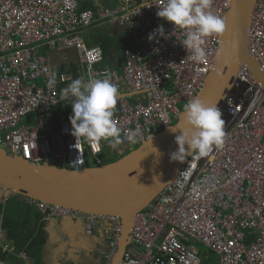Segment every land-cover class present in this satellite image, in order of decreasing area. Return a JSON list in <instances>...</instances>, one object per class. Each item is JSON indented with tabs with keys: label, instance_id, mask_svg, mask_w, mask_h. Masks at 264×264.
<instances>
[{
	"label": "built area",
	"instance_id": "1",
	"mask_svg": "<svg viewBox=\"0 0 264 264\" xmlns=\"http://www.w3.org/2000/svg\"><path fill=\"white\" fill-rule=\"evenodd\" d=\"M229 2L213 0L210 11L224 17ZM161 3L116 0L81 9L78 0H0V148L31 163L81 170L88 160L102 165L104 146H110L72 135L74 98L63 91L75 73L51 66L39 47L75 48L84 80L109 78L118 86L113 118L122 130V144L134 146L172 125L182 111L178 106L196 97L213 69L220 35L207 38L206 60L193 62L182 45L186 31L156 15ZM98 20L131 29L149 47L144 54L126 49L121 69L105 65L102 48L86 45L80 36ZM159 25L167 38L155 33ZM247 48L264 72V0H256L252 10ZM218 109L223 145L204 158L188 156L172 181L135 215L119 264H201L191 241L201 244L206 256L215 254L219 264H264V89L246 65L239 67ZM137 130L136 141L128 142L126 134ZM24 200L45 218L83 221L86 234L108 222L101 264H112L121 235L118 216Z\"/></svg>",
	"mask_w": 264,
	"mask_h": 264
},
{
	"label": "water",
	"instance_id": "2",
	"mask_svg": "<svg viewBox=\"0 0 264 264\" xmlns=\"http://www.w3.org/2000/svg\"><path fill=\"white\" fill-rule=\"evenodd\" d=\"M255 2H229L224 16L226 30L218 43L222 53L216 56L213 69L196 95L208 106L219 108L242 64L264 89V72L247 48V32ZM47 57L53 67L76 63L82 70L75 48L51 50ZM184 117L183 110L174 124L156 133L151 141L144 140L135 148L125 145L129 152L118 150L123 154L114 161L81 170L31 163L0 148V190L6 195L19 194L91 215L118 216L121 235L112 264H119L129 243L135 215L172 181L187 159L183 162L170 159V153L177 148L174 136L179 134V129L173 133L170 127H185Z\"/></svg>",
	"mask_w": 264,
	"mask_h": 264
},
{
	"label": "clouds",
	"instance_id": "3",
	"mask_svg": "<svg viewBox=\"0 0 264 264\" xmlns=\"http://www.w3.org/2000/svg\"><path fill=\"white\" fill-rule=\"evenodd\" d=\"M212 4L213 0H162L157 6L158 17L186 31L182 45L191 51L190 58L196 63L207 58V38L219 36L226 30L225 18L210 11ZM154 31L167 38L162 25ZM221 53L222 49H217V56ZM54 83L55 73H52L48 84L51 87ZM69 94L74 98L70 117L72 135L96 142L105 140L114 150L119 149L124 142L122 130L113 118L120 96L118 86L109 78L84 80L78 77L63 91L64 97ZM184 113L185 127H170L173 133L179 129V134L174 136L177 148L170 153L171 160L183 162L193 153L197 159L204 158L214 147L223 145L224 121L217 107L208 106L199 97H193L184 105ZM137 137L138 130L127 133L125 139L135 142Z\"/></svg>",
	"mask_w": 264,
	"mask_h": 264
},
{
	"label": "crops",
	"instance_id": "4",
	"mask_svg": "<svg viewBox=\"0 0 264 264\" xmlns=\"http://www.w3.org/2000/svg\"><path fill=\"white\" fill-rule=\"evenodd\" d=\"M116 0H78L80 7H97L100 5H113ZM93 8V9H94ZM80 36L87 45L93 38H105L114 47L110 51V65L121 69L124 63V51L129 49L133 52L144 54L150 43L140 34L131 29L120 26L114 21L98 20L91 26L81 29ZM44 48V47H43ZM45 48V53L49 52ZM64 58V56H63ZM106 62V61H105ZM76 65L75 78L87 79L85 72L79 69L76 63H68L60 66ZM62 110H66L65 104L61 105ZM10 195L0 190V203L4 204ZM24 200V196H22ZM22 199H20L21 201ZM25 202V200H24ZM23 203V202H22ZM26 203V202H25ZM27 204V203H26ZM25 205V204H24ZM28 205V204H27ZM25 206V214L19 216V224H23L24 234L30 233L24 246L18 251L15 248L9 232L1 227L2 215H0V264H101L104 254L108 248V234L110 229L108 222L97 223L90 234H86L85 226L81 220H72L68 217L45 218L41 212L34 207L30 208L38 211L33 213ZM35 214V215H34ZM17 216V215H15ZM14 216V217H15ZM17 232L21 231V226L15 225ZM31 231V232H30ZM36 238V242L42 240L40 259L37 261L26 251L27 244L31 239ZM196 243V242H195ZM193 245V244H192ZM30 252L36 250L35 246H30ZM196 248V247H195ZM197 249V248H196ZM199 250V249H198ZM25 254L23 257L22 254ZM202 257L201 264H219L218 258L214 254L206 256L205 250H199ZM204 255L206 256L204 258Z\"/></svg>",
	"mask_w": 264,
	"mask_h": 264
},
{
	"label": "trees",
	"instance_id": "5",
	"mask_svg": "<svg viewBox=\"0 0 264 264\" xmlns=\"http://www.w3.org/2000/svg\"><path fill=\"white\" fill-rule=\"evenodd\" d=\"M80 8L81 9H85L86 7H80ZM90 8H94V7H90ZM87 45L88 46L99 45L102 48L103 53H104V64L105 65H110L109 64V63H111V60L109 58L110 57V51H111L112 47H114V45L111 42H109L105 38L99 37V38H96V39L93 38L90 42L87 43ZM58 69L60 71H64V70L74 71V72L77 71L75 64H71L69 66H59ZM60 109H61V107H60ZM71 111H72V109H71ZM118 150H120V151L124 150L125 153L129 152V149L126 148L124 144H122L119 149H116L115 152H117ZM115 152H114V154H115ZM122 154L123 153L118 155L117 158L121 157ZM109 161L104 157L103 164H106ZM91 164H93V165H91ZM88 165L89 166H95V164L92 161H90V160H88ZM20 199H22V200L20 201ZM26 205L27 204L24 202L22 196L19 195V194H11L7 198V200L5 201L4 204L0 203V215H2L1 227L3 229H5L7 232H9V236L13 240V243H14L15 248H16L17 251H18L19 248L21 249L24 246V244L26 243V241H27V239H28V237L30 235V233L24 234V232L22 231L23 224L20 225L19 222H18V220L20 218L19 215L21 213L25 214L24 212L26 210V208H25ZM27 207H28V205H27ZM28 208L32 209L31 211L33 213H37L38 212L35 209L30 208V206ZM15 215H17V216H15ZM15 225L21 226L20 227L21 231L17 232V230L15 229L16 228ZM36 240H37L36 238L31 239V241L27 244L26 251L29 253L30 256H33L37 261H39L41 245H42L43 242H42V240H39L38 242H36ZM33 245L35 246L36 250L33 251V252H30V248H31L30 246H33Z\"/></svg>",
	"mask_w": 264,
	"mask_h": 264
},
{
	"label": "rangeland",
	"instance_id": "6",
	"mask_svg": "<svg viewBox=\"0 0 264 264\" xmlns=\"http://www.w3.org/2000/svg\"><path fill=\"white\" fill-rule=\"evenodd\" d=\"M39 52L40 53H45V48H42V47H39ZM182 111L184 110V108L182 107V105H179L178 106ZM177 120L176 119H174V118H172V124H174L175 122H176ZM140 143H137V144H135L133 147L135 148V147H137L138 145H139ZM122 145V144H121ZM121 147V146H120ZM119 147V148H120ZM104 150L105 151H107L106 153H105V155H104V157L109 161V162H112V161H114L117 157H115L114 155H112L113 154V148H111L110 146L108 147V144H106L105 146H104ZM91 165H93V164H91ZM191 244H193V246L194 247H196L197 249H201L202 251L203 250H205V248L201 245V244H199V243H195V241H191L190 242ZM213 256H214V254H212Z\"/></svg>",
	"mask_w": 264,
	"mask_h": 264
},
{
	"label": "flooded vegetation",
	"instance_id": "7",
	"mask_svg": "<svg viewBox=\"0 0 264 264\" xmlns=\"http://www.w3.org/2000/svg\"><path fill=\"white\" fill-rule=\"evenodd\" d=\"M129 147V146H128ZM118 155H120V153L117 151L115 152L114 156L117 157Z\"/></svg>",
	"mask_w": 264,
	"mask_h": 264
}]
</instances>
